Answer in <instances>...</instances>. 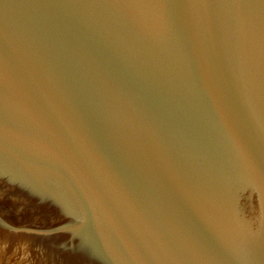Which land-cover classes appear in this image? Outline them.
Segmentation results:
<instances>
[{"label":"water","instance_id":"95a60500","mask_svg":"<svg viewBox=\"0 0 264 264\" xmlns=\"http://www.w3.org/2000/svg\"><path fill=\"white\" fill-rule=\"evenodd\" d=\"M0 264H264V0H0Z\"/></svg>","mask_w":264,"mask_h":264}]
</instances>
